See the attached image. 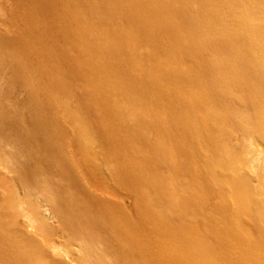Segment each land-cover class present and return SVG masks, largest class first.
<instances>
[{
    "label": "bare ground",
    "instance_id": "obj_1",
    "mask_svg": "<svg viewBox=\"0 0 264 264\" xmlns=\"http://www.w3.org/2000/svg\"><path fill=\"white\" fill-rule=\"evenodd\" d=\"M8 17L0 264H264V0H0Z\"/></svg>",
    "mask_w": 264,
    "mask_h": 264
},
{
    "label": "rangeland",
    "instance_id": "obj_2",
    "mask_svg": "<svg viewBox=\"0 0 264 264\" xmlns=\"http://www.w3.org/2000/svg\"><path fill=\"white\" fill-rule=\"evenodd\" d=\"M3 9L6 12L7 16L11 17V10L8 9V8L7 9L6 8H3ZM9 17L7 19H4L3 18V20H4L3 23L4 24L0 25V30H1L0 31V36H1L0 38H2V40H5L6 42H9L10 43V42H12V36H11L12 33H11V31L12 30H15L18 27V22L17 21H11L12 19L9 20ZM10 94H11V96H10ZM10 94H9V96L12 97L15 100L18 99L17 101H19L20 99L22 100L23 99V96H24L22 94V91L21 90L17 91L16 93H10ZM4 103H7V100L5 102H3V104ZM4 106L5 107L6 106L8 107V105H6V104ZM22 108L25 109L26 107L24 106ZM237 131H238L237 134H236L237 137H236L235 140L239 139L240 140V143H241L243 138L241 137L240 131L238 129H237ZM4 140H6V141L7 140H12V138L8 137V139L7 138H4ZM235 140H233V141H235ZM5 142H2L3 145H4V151L7 150L8 146H9V141H7L6 143ZM240 148L243 149V145H241ZM262 150H264V146H263ZM5 152H8V151H5ZM76 158H79L80 159V160L79 159L78 160L75 159L76 170L79 172L80 170L83 171V169H87V160L85 159V157H83V156L78 157L77 156ZM7 167H11V165H9V166L5 165V167L0 166V181H16L15 180V173H9L7 171L8 169H6ZM37 176H38V174L36 176H30V177L27 178V181H37V179H38ZM38 181H39V179H38ZM103 181H109L108 180V177H107V180H103ZM254 183L256 184L257 182L254 181ZM131 203L132 202L131 201H128L127 198L123 199V207L125 208V210L128 213H133L134 212V208H133V205Z\"/></svg>",
    "mask_w": 264,
    "mask_h": 264
}]
</instances>
